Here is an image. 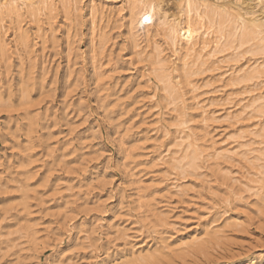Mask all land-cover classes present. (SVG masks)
I'll list each match as a JSON object with an SVG mask.
<instances>
[{
    "label": "rangeland",
    "instance_id": "obj_1",
    "mask_svg": "<svg viewBox=\"0 0 264 264\" xmlns=\"http://www.w3.org/2000/svg\"><path fill=\"white\" fill-rule=\"evenodd\" d=\"M190 5L223 35L184 64ZM234 19L264 0H0V264H264V32Z\"/></svg>",
    "mask_w": 264,
    "mask_h": 264
},
{
    "label": "bare ground",
    "instance_id": "obj_2",
    "mask_svg": "<svg viewBox=\"0 0 264 264\" xmlns=\"http://www.w3.org/2000/svg\"><path fill=\"white\" fill-rule=\"evenodd\" d=\"M206 17L205 15L203 16L202 14H200L198 11L194 12L192 10V6L190 5L187 7V17L181 27H178V24L176 23V21H166L165 22L171 28V31L173 33V39L175 40L176 34L178 33L180 38L185 44V47H184L185 55L183 57L184 64H186L185 58L189 57L193 52L196 51V47L200 43L199 41L201 38L205 41V44L202 48L207 47L208 44L210 43H212L216 49L219 48L220 46L219 39L222 37L223 33L218 34L216 31L217 35H214L215 29H214L213 24L211 23L212 20L210 19V21H208ZM238 21L239 19L233 22L234 23L233 29L235 30L231 31L227 35L228 37H231L233 39H235V37H238L240 44H244L251 40H254L264 32L262 27L254 26L253 28L252 26L250 27L247 25H243L241 26L242 27L241 33L238 34V30H237L239 26ZM219 28L221 29V25L219 26ZM221 32H222V29H221ZM178 53L179 52L177 50V52L175 51L174 55L176 56V58L178 57V59H180V57L178 56ZM256 73H258L257 67L250 69L247 72L246 76L247 78H253ZM206 143L207 142L205 141L203 145H205ZM215 144L216 143H213L211 148L216 152L217 148L215 147ZM203 151H205V149L199 152V154L201 155ZM195 157L197 158L198 156L195 155L194 158ZM197 236H194L193 238L191 237L192 238L191 242L187 243L186 245L189 246L190 244L192 245V244L198 243L200 239H198ZM154 257L155 256H153L152 254H148L145 256H141L138 260L149 261L153 259Z\"/></svg>",
    "mask_w": 264,
    "mask_h": 264
}]
</instances>
